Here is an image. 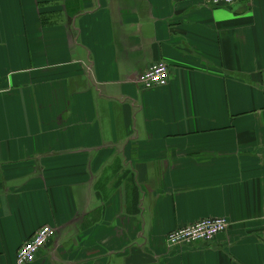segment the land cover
I'll list each match as a JSON object with an SVG mask.
<instances>
[{"label": "crops", "instance_id": "1", "mask_svg": "<svg viewBox=\"0 0 264 264\" xmlns=\"http://www.w3.org/2000/svg\"><path fill=\"white\" fill-rule=\"evenodd\" d=\"M45 225L31 264H264V0H0V264Z\"/></svg>", "mask_w": 264, "mask_h": 264}, {"label": "built area", "instance_id": "2", "mask_svg": "<svg viewBox=\"0 0 264 264\" xmlns=\"http://www.w3.org/2000/svg\"><path fill=\"white\" fill-rule=\"evenodd\" d=\"M238 0H202L208 6L230 7ZM168 67L164 63H155L141 76L140 86L143 89H151L156 86H164L168 80ZM228 222L224 218L203 219L192 225L178 228L171 231L166 236V246L169 250L175 247L191 246L196 243L208 244L214 239L226 232ZM55 235V231L43 226L39 228L33 236L16 251L15 264H31L34 263L36 256Z\"/></svg>", "mask_w": 264, "mask_h": 264}]
</instances>
